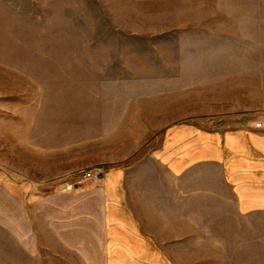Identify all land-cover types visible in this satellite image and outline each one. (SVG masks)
Segmentation results:
<instances>
[{"label": "rangeland", "instance_id": "1", "mask_svg": "<svg viewBox=\"0 0 264 264\" xmlns=\"http://www.w3.org/2000/svg\"><path fill=\"white\" fill-rule=\"evenodd\" d=\"M223 5L237 11V19L259 24L254 33L242 24L236 31L229 28L227 67L219 71L256 78L218 81L211 89L206 81H177L182 85L174 98L181 100V110L164 111L160 108L169 99L172 105V98L162 84L174 81L103 79L112 49L98 47L96 27L102 21L88 1L0 0V264H103L102 251H76L75 243L55 234L62 226L60 217L68 219L61 203L87 183L65 190L59 179L85 169L104 174L122 168L126 182L142 187L154 204L161 194L160 177L173 187L167 167L164 174L156 159L168 125L194 122L228 130L250 117L237 111L238 104L264 106V0H227ZM243 29L245 38L237 37ZM205 91L214 92L213 97ZM204 106L213 111L197 110ZM254 116V122L262 121ZM182 186L186 190L188 183ZM183 207L181 213L190 209ZM201 211L196 208L197 221ZM232 219L226 217L225 223L236 225ZM238 225L249 229L246 222ZM210 227L213 248L221 251H177L167 239L169 251H133L115 259L119 264H173L174 257L179 262L183 255H196L195 264H205L204 258L209 264H241V258L252 257L241 251V235L224 231L220 221ZM228 235L234 236L226 239ZM69 236L75 238V231L64 234ZM261 238L264 252V224ZM244 263L251 264L252 258Z\"/></svg>", "mask_w": 264, "mask_h": 264}, {"label": "crops", "instance_id": "2", "mask_svg": "<svg viewBox=\"0 0 264 264\" xmlns=\"http://www.w3.org/2000/svg\"><path fill=\"white\" fill-rule=\"evenodd\" d=\"M84 1L93 6L102 21L96 27L100 33L98 47L112 49L103 79L174 81L162 84L172 105L170 99L166 100L160 110L171 111L182 104L174 98L182 85L177 81H206L205 86L211 89L217 88L218 81L223 84L235 77L256 78L248 72L229 75L227 70L219 71L227 67L223 64L227 63L229 28L234 26L236 31L242 24L254 33L259 24L237 19V11L223 5L227 0ZM246 30H240L237 37L245 38ZM254 44L259 47L258 41ZM213 65L218 68L212 70ZM204 93L207 97L214 94ZM236 109L250 117L228 130L218 131L194 122L166 127L156 159L164 174L167 167L173 187L164 183V175L160 177L163 184L156 204L147 201L142 187L126 182L122 168L107 169L99 179L87 181L61 203L62 212L68 214V219L72 212L73 220L66 215L60 217L62 226L55 233L58 239L75 243L76 251H102L103 264H119L116 257H130L133 251H169L167 239L172 240L177 251H221L213 248L210 227V223L220 221L224 231L241 235V251L252 255L251 264H264V106L238 104ZM254 115L262 120L260 127L251 120L256 118ZM183 183H188L186 190ZM183 198L188 202L179 203ZM182 206L190 209L181 213ZM158 208H164V212ZM196 208L202 209L199 221ZM239 214L243 215L238 217ZM228 216L236 225L225 223ZM245 222L248 230L238 225ZM150 224L156 226L150 228ZM169 228L176 231L175 236H171ZM69 230L75 231V238H64ZM90 243L92 249L86 250ZM180 258L178 262L174 257L173 264H195L198 260L196 255ZM251 258H241V264Z\"/></svg>", "mask_w": 264, "mask_h": 264}, {"label": "built area", "instance_id": "3", "mask_svg": "<svg viewBox=\"0 0 264 264\" xmlns=\"http://www.w3.org/2000/svg\"><path fill=\"white\" fill-rule=\"evenodd\" d=\"M261 122H257L256 126L260 127ZM103 175L101 170L85 169L80 170L73 174H68L59 179V185L65 190H71L76 187H80L89 180L99 179Z\"/></svg>", "mask_w": 264, "mask_h": 264}]
</instances>
